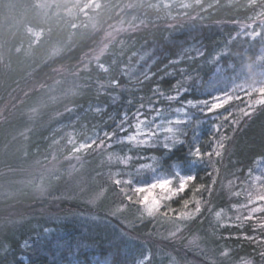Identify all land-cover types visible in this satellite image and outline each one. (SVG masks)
Here are the masks:
<instances>
[{
	"label": "trees",
	"instance_id": "obj_1",
	"mask_svg": "<svg viewBox=\"0 0 264 264\" xmlns=\"http://www.w3.org/2000/svg\"><path fill=\"white\" fill-rule=\"evenodd\" d=\"M41 1L0 0V105L13 97L11 104L15 105V112L22 114L17 110L42 96L44 91L40 86L52 82L57 75L61 86L68 88L76 84V87L74 93L68 95L69 98L45 109L34 129L30 130L28 157L50 149L54 140L51 133L58 124H64L74 133L77 125L81 124L80 119H76L79 115L91 114L93 125H103L109 133L118 136L121 126L127 122L130 124L137 113H146L151 105L176 107L189 100L198 104L237 89L250 80L252 74L264 78V0H189L187 7L182 6L181 0L175 3H172L173 0H130L132 8L128 14L143 10L146 28L139 27L127 34L128 42L123 46L117 42L110 44L100 61L91 62L87 69L81 67L83 57L99 43L103 26L97 31L88 25L71 26L68 21L63 22L65 17L62 14L55 17L51 12L44 13ZM122 2L112 0L111 13H104L103 16L110 19ZM41 16L44 19L41 20ZM40 22L44 27L42 37L34 41L27 29L38 26ZM134 23L137 25L138 19ZM257 31L261 33L260 38L250 37V33ZM136 65V70H142L144 75L141 72V76H136L139 72L131 71L130 68ZM79 67L81 69L77 73L69 76ZM25 92L29 95L18 105ZM252 97L257 98L258 94L254 93ZM12 106L9 104L10 108ZM67 106L70 108L61 118L41 126L40 122L48 120L52 110H62ZM98 106L104 110L93 113ZM241 108L247 109V102L242 99L231 100L223 107L208 112L206 117H203L199 104V111L191 108V119L182 128L184 134L180 142L183 143L174 144L173 151L159 148L155 173L142 176L147 180L154 174L179 172L195 176V180L170 206L174 209L179 205L176 203L191 199L197 201L200 209L189 218L178 219L184 229L180 239L171 243V248L160 245L165 251L170 249L172 256L177 254L181 257L184 252L195 254L196 247L184 248V242L189 235L197 232L209 251L208 255H217L228 246L232 249L231 260L245 255L264 264V255L261 256L258 243L248 238L259 231L256 222L244 225L246 227L242 231L246 238L238 235L236 240H230L225 237L227 231L224 229L237 228L220 227L218 224L219 228H216L214 221V214L220 209L233 213L232 204L235 202L234 196L231 198L225 189L218 188L220 181L231 176L232 180L237 178L236 190L248 186L250 191L251 184L247 182L249 174L245 172L264 170V105H257L250 116H243ZM9 110L4 112L5 120L0 122V146L7 139L5 133L8 130L14 132L21 129L27 120L24 116L14 117V111L9 114ZM6 126L8 130L3 131ZM221 137L225 139L221 140ZM219 143H223V151L218 149ZM189 145L193 148L199 146L203 154L201 160L189 159ZM217 149L222 151L220 156L215 155L214 150ZM97 151L87 154V169H90L87 174L99 182V188L108 194L98 206V209L104 210L109 203L127 199L115 182L102 173ZM257 163L263 168L254 170ZM242 192L245 195L243 189ZM237 196L243 197L241 192ZM62 200L58 208L52 205L49 210H69L73 213V209L80 207L79 200ZM126 204L133 218L136 204L130 200ZM21 205L16 206L20 208ZM174 212H161L158 217L164 215V221L170 222L176 219ZM158 217L147 218L145 224H140L148 227L145 229L135 224L142 232L131 235L125 231L117 235L119 226L113 218V222H109L111 227L96 224L93 229L80 223L81 229L71 220L60 224L56 231L49 234H42L44 228L51 225L44 218L36 228L32 227V221H27L17 237L12 233L4 238L3 241L9 245L6 254L0 242V264H168L166 257L158 260L156 246L153 245L160 238L155 235L161 221H157ZM138 220L139 217L134 222ZM262 231L260 228V232L264 233ZM34 233L38 234L36 239L32 237ZM145 236L149 241L145 240ZM25 240H28V245L24 250L20 245ZM214 264L227 263L223 258Z\"/></svg>",
	"mask_w": 264,
	"mask_h": 264
},
{
	"label": "rangeland",
	"instance_id": "obj_2",
	"mask_svg": "<svg viewBox=\"0 0 264 264\" xmlns=\"http://www.w3.org/2000/svg\"><path fill=\"white\" fill-rule=\"evenodd\" d=\"M120 1L124 2L118 5V9L112 14L110 19L107 16H103V14L111 13L112 0H42L40 6L45 9L44 13L51 12L52 16L56 17L62 14L66 19L63 17L60 18L64 19L63 22L68 21L71 26L81 24L83 27H86L88 25L89 28H93L96 31L100 30L103 26L99 43L83 57V65L81 67L87 69L91 62L98 63L100 61L110 47V44L117 42L119 46H123L128 42L126 38L127 34H131L139 27L143 29L146 28L143 10H137L129 15L128 11L132 8L130 0ZM177 1L178 0H173L172 3ZM181 2L182 6L187 7V2H189V0H181ZM42 19H44L43 16H41V20ZM135 19H138L137 25L134 23ZM41 24L42 22H40L38 26H29L27 29L34 41L42 37L44 27H42ZM101 68L104 69V66L101 65ZM80 69L79 67L77 71H72L73 73L70 72L69 76L77 73ZM130 69L131 71H137V65ZM141 72L143 75L145 74L141 70L136 76H141ZM253 72L255 74L256 70L253 69ZM60 81L57 75L52 82L40 86L41 90L44 91V93H42L43 95L30 105L27 103L21 110H17L21 111L22 114H17L15 112V105L11 104L13 97H11L10 100L7 99L0 105V122L5 120L3 114L7 109H10L8 111L9 114L14 111V117L19 115V117L24 116L25 119H27L23 127L14 132L13 130L12 132L8 130L7 126L2 128L3 131L8 130L5 133L7 134V139L0 146V242L2 241L4 247L3 252L9 246L3 241L4 238L12 233H15V237H17L21 231L20 229L27 221H32V227L36 228L40 220L44 218L45 222H49L51 225L45 227L42 234H49L56 231V228H58L60 224L67 223V221L71 220L75 221L80 228L84 225L85 227L88 226L94 229V225L96 224L102 226L109 225V227H111L112 225L110 224L112 223L109 222H113L114 219L115 223L119 226V228H117L119 229L117 230V232H119L117 235H122L123 231L131 235L142 232L140 228L134 226L135 224H145L147 218H156L161 212L166 214L169 211H175L176 219L170 222L164 221L166 218L164 215L158 217L159 220L157 219V221H161L158 224L155 235L160 238H158L157 244L153 245L156 246L155 253L157 254L158 260L166 257L168 258V264H214L225 258L227 264H262V261H255L251 256L247 258L245 255L239 259L231 260L230 250L232 249L228 248V246L223 247L217 255L215 254L216 256L208 255L209 251H207L206 246L201 241L202 238L199 237L197 232L189 235V238L184 242V248L196 247V250H194V252H196L195 254L193 252L191 255L186 252L183 254L182 251L183 255L181 257L177 254L178 257L176 255L172 256L170 254V249L165 251L160 245L171 248V243L173 241L177 242L180 239L184 227L178 219L192 216L197 207H199L197 201L190 199L187 204H185V201L181 204L176 203L179 205H176L177 207L173 209L172 207L170 208V206L174 205L172 202L175 201L181 193L171 200L162 199L161 208H159L152 217L143 214V208L137 203L138 197L134 192V188L137 185L151 183L161 178H173V186L178 187L179 176L181 175L179 172L172 175L154 174L149 180L143 179L142 176L146 173H155L154 171L158 167L157 151L159 148H165V143L172 144L170 140L166 139V137L171 134L165 131V129L168 127L177 129L176 140L177 143L180 142L181 136L184 134L182 128L191 119V108L199 111V104L203 117H206L208 113L207 107H210V103L208 105H204L201 102L198 104L192 103V105L195 106H190L187 102H182L176 107L168 108L151 105L148 107L146 113L139 112V115H137L130 124L127 122L121 126L118 136L117 134L109 133L103 125L102 127L93 125L94 120L91 114L89 116L79 115L76 119L78 121L80 119L81 124L77 125L78 127L74 133L70 129H67L64 124H58L55 127L54 133H51L54 140L50 144V149L43 154L28 157V133L30 130L34 129L33 126L35 123H38L37 120L41 118L45 109L58 105L59 102L64 101L65 98H69L71 93L73 94L75 91L76 84L67 88L61 86ZM260 83H264V78L261 79L258 78L257 75L252 74L250 80L244 82L242 86H239L237 89H231L228 93L220 96L227 99V95H233L234 97H239V99L234 98L233 101L242 99L243 102H247L249 99L246 96L248 85H258ZM28 95L29 92L23 93L18 105L23 103ZM251 99L256 98L251 97ZM209 101L213 103L219 102L214 99ZM229 102L230 101L227 103ZM9 104L13 106L10 108ZM68 108H70V106L64 107L62 110H52L49 119L40 122L41 126L61 118L62 114L69 110ZM177 109H184V111L178 112ZM102 110H104V108L98 106L94 109L93 113L101 112ZM157 110H159V115H157ZM88 112H90V110H88ZM210 114L211 113H209V115ZM210 116L212 118L214 117V115ZM177 120L181 121V123H175ZM139 121L146 122L141 125L140 131L142 133L148 131L155 132V136L149 138L148 144H136L124 139L129 135L137 133L135 125L139 123ZM153 124L157 125V127L153 128ZM235 125H237V122ZM122 128L125 129L123 132L121 131ZM64 138H66L65 143H61ZM138 138L145 139V136L140 135ZM173 145L174 144H172V146ZM224 149L225 148H222V151ZM92 150H99L97 153L100 156L97 157L100 161L99 166H101L102 173L104 172L107 174L106 177H109V179H111L110 181H120L119 184H115L119 187L120 193L127 199L120 203H109V206H106L104 210L98 209V206H101V201H105V195L107 193L103 188H99V182L93 180V177H89L87 174V171L90 170L87 169V154ZM219 151L220 153L222 152L221 150ZM255 167L256 164L254 165V170L259 167L260 169L263 168L259 166L258 163L257 167ZM245 174H249L248 178L246 175L244 177L247 178V182L251 184L252 190L250 191L247 190L248 186L240 190L238 189L239 191L236 190L235 180H237V178L232 180L230 176L227 180L220 181L218 188L221 189L222 187L225 189L231 198L234 196L235 202L232 204L233 213L228 212L226 209H220L215 212L214 221H216V228H219V226L237 228L224 229L227 231V234H224L225 237L230 240H236L235 238L238 237V235L246 238L242 231L243 228L246 227L244 225L246 223L250 224V221L252 224L256 222L257 224L255 225L259 231L255 235H249L248 238L250 241L258 243L257 247L262 253L261 256H263L264 233L260 232V228H262V232H264V170L260 172L247 170ZM98 175L100 174H97V176ZM97 176L95 177L97 178ZM126 180L131 181V183L125 184L124 181ZM95 181L97 183H95ZM122 189L125 191H122ZM242 189L245 191V195ZM153 192L161 197L166 194L163 189L159 188L153 189ZM239 192L242 193L243 197L240 198L237 196ZM129 196L132 197L130 201L136 204L134 213L137 216L133 213V218L130 217L132 212L127 211L126 208V201H129ZM62 199L69 201L72 199L79 200L80 203L78 206L80 207L78 209H73V213L68 212L69 210L66 212H60L61 210L59 212H53L49 210V207L52 205L58 208L59 204L64 201ZM142 199L151 202L153 193H144ZM19 203L22 204L20 208L16 206ZM118 208L120 211H117ZM18 211H20V213H18ZM46 212L49 213L47 214ZM108 216H111L113 219ZM137 217H139L140 220L134 222ZM140 226L143 229L148 228L146 225ZM256 228L253 227L254 230ZM134 229L137 231H133ZM234 230L241 233L238 234ZM33 235L32 237L35 239L38 237L37 233ZM147 238L148 237L145 236V240H148ZM27 242L28 240H25L21 243V249L25 250L28 245L26 244Z\"/></svg>",
	"mask_w": 264,
	"mask_h": 264
},
{
	"label": "snow or ice",
	"instance_id": "obj_3",
	"mask_svg": "<svg viewBox=\"0 0 264 264\" xmlns=\"http://www.w3.org/2000/svg\"><path fill=\"white\" fill-rule=\"evenodd\" d=\"M249 35H250V37H253V38H260L261 33L259 31H257L254 33H250ZM253 93L258 94V97L256 99H251ZM246 96L249 98L247 101V109L241 108L240 113L243 116H250L251 114L254 113L257 105H264V83H260L258 85H248V91L246 92ZM234 98L239 99V97H234L233 95H227V99H225L222 96L213 97L214 100H217L219 102L213 103L210 101H203L202 103L204 105H208L210 103V107H207V111L212 112L214 109H219V108L223 107V105L225 103L233 100ZM169 99H175V97H169ZM187 103L190 106H195V105H192L191 100H189ZM177 111L183 112L184 109H177ZM137 115H139V113H137ZM157 115H159V110H157ZM124 119L126 120L127 117L125 116ZM145 123H146L145 121H139V123H137L135 125V127L137 128V133L134 135H129L128 137H126L124 139L127 141L134 142L136 144H148L149 138L154 137L155 132L148 131L146 133H142L140 131L141 125L145 124ZM175 123L180 124L181 121L177 120V121H175ZM152 127L155 128V127H157V125L153 124ZM124 130H125L124 128L121 129L122 132ZM165 131H167L168 133L171 134L170 136L166 137V139L170 140L172 142V144L177 143V140H176L177 129H174L172 127H168L167 129H165ZM140 135H144L145 139H139L138 137ZM224 139H225L224 137H221V140H224ZM180 143L182 144L183 142H180ZM172 144L165 143L164 147L166 149H168L169 151H173ZM223 147H224L223 143L218 144V149H222ZM218 149L214 150L216 156H220V154H221ZM188 156H189L190 160L199 161L202 159L203 154L201 153L199 146H196L195 148H193L192 145H189ZM194 180H195V176L192 174H188V175H180L179 176L178 187L173 186L174 185V179L173 178H161V179H156L151 183H147V184H143V185H137L134 188V192L136 193V195L138 197L137 203L143 208V214H146L147 216L152 217L155 215L156 211L159 208H161L162 199H167V200L173 199L174 197L178 196L180 193L184 192L189 187V184H191ZM115 183L119 184L120 181L117 180V181H115ZM124 183L129 184V183H131V181L126 180V181H124ZM158 188L163 189L165 191L166 194L163 197H161L160 195H157L156 193L153 192V189H158ZM122 191H125V190L122 189ZM148 192L153 193V199L151 202L144 201L142 199L143 194L148 193ZM128 199L131 200L132 197L129 196ZM187 203L188 202L185 201V204H187ZM117 211H120V209L118 208ZM199 211H200V209H199V207H197L196 212H199ZM5 254H6V250H5ZM140 264H143V262H140Z\"/></svg>",
	"mask_w": 264,
	"mask_h": 264
}]
</instances>
